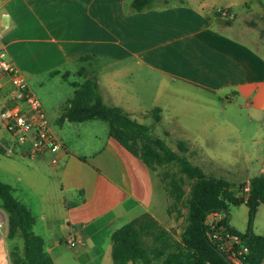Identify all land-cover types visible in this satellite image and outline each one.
<instances>
[{
	"label": "crops",
	"instance_id": "1",
	"mask_svg": "<svg viewBox=\"0 0 264 264\" xmlns=\"http://www.w3.org/2000/svg\"><path fill=\"white\" fill-rule=\"evenodd\" d=\"M129 1L0 0V50L38 97L43 90L38 94L39 87L32 80L53 71L61 79L64 73L78 76L84 68L96 77L104 102L133 117L131 105L137 94L128 92V83L119 78L145 70L159 78L152 108L159 107L171 120L196 114L189 105L205 102V95L224 100L228 106L242 103L264 120V58L226 34L230 24H222L225 19L213 15L223 6L234 20L240 14L241 25L247 17H262L264 6H251V0L219 4L217 0H170L167 5L133 11ZM78 78L72 82L79 84L84 79ZM2 83L0 110L12 106L11 85L8 80ZM72 89L55 106H48V112L41 103L49 119H58L73 97ZM96 121L64 122L55 131L69 150L67 155L60 153L55 165L48 152L29 158L26 172L14 178L15 184L1 180L12 187L13 195L22 188L23 202L14 197L33 216L34 210L39 214L40 220L34 216L33 228L40 224L36 235L43 239L54 264L60 259L55 254L58 243H64L69 234L82 241L74 264H112L113 231L144 213L161 225L160 217L169 218L167 194L154 172L110 138L108 130L102 129L100 138L93 134L94 139L85 140L83 126L90 124L88 128L96 133ZM165 133L175 135L173 129ZM0 146V154L10 151L8 156L28 157V145L18 144L1 121ZM3 167L0 160V170L9 178L11 172ZM76 225L81 226L79 232L73 230ZM0 244V264H6L5 247Z\"/></svg>",
	"mask_w": 264,
	"mask_h": 264
},
{
	"label": "trees",
	"instance_id": "2",
	"mask_svg": "<svg viewBox=\"0 0 264 264\" xmlns=\"http://www.w3.org/2000/svg\"><path fill=\"white\" fill-rule=\"evenodd\" d=\"M168 1L170 0H162V2L130 0L128 7L133 11H142L154 6L167 5ZM213 15L218 19L222 18L216 11ZM228 22V19H225L222 24L228 25ZM57 74V71H53L49 76ZM68 74L64 73L62 80L66 81ZM78 75L83 76L84 79L79 84L69 83L75 91L57 119L59 126L64 122L104 121L107 124L108 136L139 159L160 179L167 198L173 199L172 203L167 204L166 213L176 220L181 217L178 208L183 195L181 186L174 179L164 182L157 170L173 163L182 174L192 180L187 199V225L181 240L175 241L167 229L151 215L144 213L120 226L110 235L109 255L112 264H228L215 251L216 245L207 236L204 226L205 217L218 211L226 213V216H223V224L233 233L239 234L242 244L247 247V254L239 256L240 263L264 264V234L255 235L249 230L257 207L260 203H264V174L249 180V192L246 193V198L244 192L243 195L235 197L227 181L206 177L199 167L188 161L184 156L188 151L186 142H176L180 154L173 151L163 139L152 135L148 126L139 123L122 108L106 104L95 76L90 75L84 68L80 69ZM149 116L153 124H158L161 120V109L152 108ZM2 151L0 146V153ZM0 202L1 209L7 216V238L12 240L20 237L22 241L21 253L16 249L9 252L11 264H54L44 249L43 239L33 231L34 216L14 197L12 187L2 181H0ZM239 204H245L249 213V227L244 234L231 229L228 223V206ZM146 239L150 241L149 245L145 243Z\"/></svg>",
	"mask_w": 264,
	"mask_h": 264
},
{
	"label": "rangeland",
	"instance_id": "3",
	"mask_svg": "<svg viewBox=\"0 0 264 264\" xmlns=\"http://www.w3.org/2000/svg\"><path fill=\"white\" fill-rule=\"evenodd\" d=\"M211 1V0H210ZM223 0H217L219 4ZM162 2V0H160ZM257 3L264 6V0H251V6ZM238 10V9H237ZM238 13V11H237ZM236 20L228 19V25L231 29L224 31L230 36L238 39L240 42L257 50L259 55L264 58V17L253 15L243 20L239 17ZM219 28H223L220 20L218 21ZM238 28L248 30L245 32L239 31ZM59 74V73H58ZM57 74V75H58ZM49 76L47 73L36 80H32V84L39 87L36 88L38 94L42 91V96L35 94L45 110L48 112V106L53 107L60 100H63L73 90L68 82L77 81L78 76L69 75L66 81L62 80L59 76ZM27 79V78H26ZM129 85L128 92L136 93L137 99L131 105L133 109V118L150 128V133L160 139H163L166 145L173 151L180 154L177 148V141H184L187 144L188 151L184 154L188 161L201 169V172L208 177L214 179H223L231 186V193L235 197L243 195L244 187L249 186V180L264 172V120L260 121L258 116L253 114V111L247 109L242 103L237 105L228 106L225 101H218L208 95L204 96L205 102L191 103L189 107L193 109V113L186 116L187 119H169L164 115L158 124H153L149 116L152 110L153 102L157 99L158 88L155 86L159 82L158 77H151L147 71L142 73L132 71L125 73L123 78ZM28 80V79H27ZM154 84V85H153ZM237 101V99H236ZM250 115V117H249ZM47 116V114H46ZM48 118V116H47ZM50 126L54 133L60 130V126L56 119L51 120L48 118ZM96 133L89 129L88 125L84 127V138L94 139L93 134L98 138L102 137V129L108 130L107 124L104 121H96ZM173 129L175 135L168 136L165 131ZM56 130V131H55ZM71 134L75 131L69 130ZM76 134V133H75ZM75 134L73 136H75ZM57 136V134H56ZM104 136V135H103ZM76 139V137H74ZM0 160L3 168L9 170L11 175L9 178L0 170V181H4L10 185L15 184L14 178L23 176L26 172L25 165L30 162L29 157H19L16 154L8 156V154H0ZM263 170V171H262ZM45 171L48 170L45 168ZM159 177L164 182L170 179L176 180L181 186L183 195L182 202L178 205L181 217L174 219L173 216L165 221L166 217H160L166 228L175 241H180L184 229L187 225L186 217L188 213L187 199L189 198L190 186L192 180H189L182 174L175 164H168L165 168L157 170ZM56 185V177L52 176ZM18 185V188H21ZM59 189V188H58ZM22 188L18 189L14 196L23 202L21 194ZM168 203H172L173 199H167ZM1 209V202H0ZM228 223L231 229H234L240 234H244L249 227V213L245 204L229 205L227 208ZM222 216L226 213L222 212ZM34 216L37 220L39 214L34 210ZM58 220V219H57ZM40 224L38 223L33 231L38 234ZM255 235L264 233V203H260L256 209L250 229ZM147 245L150 244L148 239L145 240ZM59 246L55 250L56 259L55 264H74V257H76L77 248H69L65 243H58ZM1 245V244H0ZM6 253V264H11L10 251L16 249L19 253L22 252V241L20 237H15L9 240L7 237L3 242ZM0 256H2L0 254ZM4 257V256H3ZM4 264V263H3ZM140 264V263H137Z\"/></svg>",
	"mask_w": 264,
	"mask_h": 264
},
{
	"label": "built area",
	"instance_id": "4",
	"mask_svg": "<svg viewBox=\"0 0 264 264\" xmlns=\"http://www.w3.org/2000/svg\"><path fill=\"white\" fill-rule=\"evenodd\" d=\"M224 19H232L229 9L219 7L215 9ZM8 80L11 85L9 98L12 106L0 110V121L6 131L18 144H27L26 156L35 158L48 152L52 155L50 163L55 165L59 162V154L67 155L69 150L64 146L50 126L46 113L39 98L29 87L28 80L8 60L6 52L0 50V90L3 81ZM10 154V151H7ZM249 192V186L244 187L245 198ZM207 236L214 242L216 249L228 257L233 264H241L239 256L247 254V247L242 244L239 234L233 233L223 224L221 213L208 214L204 220ZM74 231L81 230L80 225L73 227ZM8 222L5 212L0 209V241L4 242L7 237ZM69 248H77L82 244L80 238L69 234L64 239Z\"/></svg>",
	"mask_w": 264,
	"mask_h": 264
},
{
	"label": "water",
	"instance_id": "5",
	"mask_svg": "<svg viewBox=\"0 0 264 264\" xmlns=\"http://www.w3.org/2000/svg\"><path fill=\"white\" fill-rule=\"evenodd\" d=\"M250 233H251V231H250ZM215 251L217 252V254L219 255V257H222L228 264H233L228 257H226L225 255H223L222 253H220L217 249H215Z\"/></svg>",
	"mask_w": 264,
	"mask_h": 264
}]
</instances>
